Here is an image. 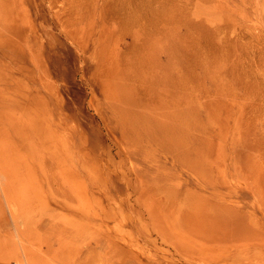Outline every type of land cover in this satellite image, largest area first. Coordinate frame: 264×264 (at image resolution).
Here are the masks:
<instances>
[{
  "label": "rangeland",
  "instance_id": "rangeland-1",
  "mask_svg": "<svg viewBox=\"0 0 264 264\" xmlns=\"http://www.w3.org/2000/svg\"><path fill=\"white\" fill-rule=\"evenodd\" d=\"M0 264H264V0H0Z\"/></svg>",
  "mask_w": 264,
  "mask_h": 264
}]
</instances>
